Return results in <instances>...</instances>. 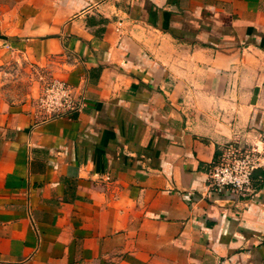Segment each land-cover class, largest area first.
Masks as SVG:
<instances>
[{
    "label": "crops",
    "instance_id": "1",
    "mask_svg": "<svg viewBox=\"0 0 264 264\" xmlns=\"http://www.w3.org/2000/svg\"><path fill=\"white\" fill-rule=\"evenodd\" d=\"M263 127L264 0H0V264H264V168L207 177Z\"/></svg>",
    "mask_w": 264,
    "mask_h": 264
},
{
    "label": "built area",
    "instance_id": "2",
    "mask_svg": "<svg viewBox=\"0 0 264 264\" xmlns=\"http://www.w3.org/2000/svg\"><path fill=\"white\" fill-rule=\"evenodd\" d=\"M84 99L83 92H75L64 79L50 77L43 79L35 105L45 117H55L79 110L84 105ZM258 168H264V127L260 130L258 142L225 143L221 153L209 165L207 177L212 186H226L236 193L247 195L251 190L252 174Z\"/></svg>",
    "mask_w": 264,
    "mask_h": 264
}]
</instances>
